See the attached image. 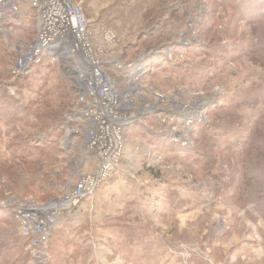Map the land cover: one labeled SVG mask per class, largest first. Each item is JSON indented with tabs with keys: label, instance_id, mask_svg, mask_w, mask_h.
<instances>
[{
	"label": "rangeland",
	"instance_id": "374dc122",
	"mask_svg": "<svg viewBox=\"0 0 264 264\" xmlns=\"http://www.w3.org/2000/svg\"><path fill=\"white\" fill-rule=\"evenodd\" d=\"M74 1L93 41L113 57L128 60L144 51L151 62L161 53L155 46L181 45L164 65L173 68L152 67L145 82L183 106L196 110L197 103L204 119L180 128L184 143L161 132L153 114L132 126L116 172L75 211L60 212L40 249L45 258H37L18 206L48 203L95 172L97 162L85 156L83 139L67 123L76 103L74 68L67 74L66 63L54 61L16 83V65L37 37V11L29 0L18 11L28 13L25 22L6 11L7 22L0 17V88L27 112L0 110L4 262L264 264V210L248 200L251 190L233 178L230 166L257 155H248L246 140L264 126V11L249 16L240 0ZM138 44L141 51H135ZM111 72L128 84L118 79L122 70Z\"/></svg>",
	"mask_w": 264,
	"mask_h": 264
},
{
	"label": "built area",
	"instance_id": "2783aa9c",
	"mask_svg": "<svg viewBox=\"0 0 264 264\" xmlns=\"http://www.w3.org/2000/svg\"><path fill=\"white\" fill-rule=\"evenodd\" d=\"M29 1L38 14V33L19 59L16 73H27L32 64L44 59L63 61L74 68L76 103L67 115V123L73 124L74 134L83 139L85 155H92L97 162L95 172L85 174L73 188L66 185L61 195L48 203L24 202L18 206L22 231L31 239L37 258L44 259L40 249L49 241L60 212L80 205L116 172L125 153L126 132L132 124L153 114L161 132L171 136L174 142L184 143L188 140L180 128L191 129L195 121L204 117L202 112H196L201 109L197 103L196 110L183 106L176 98L146 84L152 69L146 52L122 60L113 57L115 52L103 43L94 42L84 11L74 0ZM23 2L0 0V17L8 20L5 12H18ZM164 53L171 57L173 48ZM113 70H122L128 84L117 82Z\"/></svg>",
	"mask_w": 264,
	"mask_h": 264
},
{
	"label": "trees",
	"instance_id": "16d2710c",
	"mask_svg": "<svg viewBox=\"0 0 264 264\" xmlns=\"http://www.w3.org/2000/svg\"><path fill=\"white\" fill-rule=\"evenodd\" d=\"M261 1H264V0H261ZM258 7H259V9H258ZM239 8H241L243 10H248L249 9L250 12L249 11L247 12L249 16H252L251 14L258 13L259 10L260 11H264L263 8H260V3L258 2V0H253V2H252V0H250V2L248 0H246L245 2L240 0ZM12 15H13L14 18H15V16L17 18L21 17L22 20L24 18L22 16V14L18 13V12H15ZM36 18H37V23H38L37 14H36ZM25 20H26V17L24 18V22H25ZM5 22H7V20H5ZM36 27H37V25H36ZM0 35H2V34H0ZM137 46H136V49L137 48L138 49L135 50V51H141L140 50L141 47L139 46V44ZM155 47L158 48L161 51V53L158 54V55L153 56V59L150 62L152 67L156 68V70L158 68H162L163 70L172 69L174 65L171 66V67L170 66H165L164 67V65L169 63L167 61V59L169 60V57L164 53V50L172 47L173 48V54L172 55L175 56L177 54L178 49H180L181 45H179L176 42H171V43H169V42L168 43H164L163 42V43H161V44H159V45H157ZM148 48H149V46L147 47V49ZM159 57H161V58H159ZM170 61L172 62V60H170ZM52 63L53 62H51L49 59H44L40 63L32 64L31 65V70L29 72H27V73H16L15 74L16 83L23 84V81L25 79H27V78H30L35 70L43 71L45 68H51L52 67ZM174 63H175V61H174ZM69 65L65 64V72L67 74L68 73L70 74L72 72V70L70 69L71 66H69ZM63 68H64V65H63ZM121 78H123V75L118 77V79H121ZM72 79H71L72 82L75 81L74 78H72ZM6 88L7 87H5V89ZM72 89H73L74 93L77 91L76 82L75 83L73 82ZM14 102H15V100L13 101V98L11 99V97L8 96V94H6L5 90H2L0 88V110L9 109L13 113H19L20 111L21 112H27V110L25 108H18V107L16 108ZM209 113L210 114H214L215 112H213V110H211ZM147 117H149V116H147ZM1 121L2 120H0V122ZM140 122L141 121L135 122L134 124H132L129 127V129L132 126H139L141 124ZM61 126H63V125H61ZM260 126H261L260 127L261 131H259V133H257V130L255 131V133L252 131V133L248 134V137H247V140H246L247 147H248L247 148L248 149V155H250L251 152H254L253 150L257 151V155L254 156V154H253L252 156H250V158L246 157V158H244L241 161L232 162L230 166L232 168L233 178L235 179L236 176H238V178L243 182L245 187L246 188L249 187V189L247 188V191L251 190V193H249L247 195V197L249 198L248 200H256L257 203H258V206L262 210H264V130H263L264 126H262L261 124H260ZM72 127H73V124H72ZM62 128L63 127H61V129ZM258 153L260 155H258ZM6 213H7L6 209L0 208V216L6 215ZM11 216L13 217L14 215L11 214ZM12 219H14L13 220L14 222L18 221L17 217H16L17 220L15 218H12ZM3 242H6V240L2 239V235H1V232H0V243H3ZM6 258H8L7 253L0 254V264H4L5 263L4 261H6Z\"/></svg>",
	"mask_w": 264,
	"mask_h": 264
},
{
	"label": "crops",
	"instance_id": "0c3cea01",
	"mask_svg": "<svg viewBox=\"0 0 264 264\" xmlns=\"http://www.w3.org/2000/svg\"><path fill=\"white\" fill-rule=\"evenodd\" d=\"M25 14H26V17H28V13L27 12H24V10H22V16H24ZM37 17H38V14H37ZM37 25H38V23H37ZM85 156H87V155H85ZM88 158L94 159V157L92 155H88ZM80 208H81V206L78 207L79 210H80ZM75 209H76V207H75ZM75 209L72 208L71 209L72 211L71 210H66L65 213L66 212L71 213V212L75 211Z\"/></svg>",
	"mask_w": 264,
	"mask_h": 264
}]
</instances>
